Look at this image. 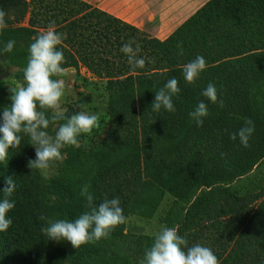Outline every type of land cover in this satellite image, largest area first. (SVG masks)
I'll list each match as a JSON object with an SVG mask.
<instances>
[{
  "label": "trees",
  "instance_id": "trees-1",
  "mask_svg": "<svg viewBox=\"0 0 264 264\" xmlns=\"http://www.w3.org/2000/svg\"><path fill=\"white\" fill-rule=\"evenodd\" d=\"M0 9L8 24L0 50L16 41L11 53L0 51L2 59L25 68L33 38L54 22L65 36L58 46L66 58L62 67L84 66L105 79L109 96L105 134L93 151L69 147L65 177L46 181L28 167L35 149L27 136L20 148L8 149V160L0 162V190L6 177L14 179L15 207L7 214L12 225L0 232V264H92L103 257L139 264L155 236H138L125 256L115 250L124 224L110 238L78 249L41 233L42 214L74 220L86 211L80 195L85 183L96 204L119 197L125 217H151L168 193L172 202L162 221L178 227L189 246L211 248L220 264H264V173L232 185L264 163V0H208L164 39L86 0H0ZM131 39L146 58L143 69H132L120 51ZM198 55L206 70L188 84L183 66ZM173 77L181 89L173 97L177 111L153 112L155 92ZM209 83L223 108L201 94ZM201 101L209 115L197 127L188 113ZM245 117L255 123L248 148L230 139ZM60 194L67 204L53 202Z\"/></svg>",
  "mask_w": 264,
  "mask_h": 264
},
{
  "label": "clouds",
  "instance_id": "clouds-1",
  "mask_svg": "<svg viewBox=\"0 0 264 264\" xmlns=\"http://www.w3.org/2000/svg\"><path fill=\"white\" fill-rule=\"evenodd\" d=\"M7 13L0 9V33L8 27ZM65 39L63 33L56 31L54 22H50L47 30L41 31L30 43L26 67L23 69L24 84L10 88V105L3 108L0 125V162L8 160V149L20 148L22 136L29 138L30 145L35 149V159L28 161V167L47 175L57 163H62L66 146H77L81 134H90L99 127V116L84 111H77L70 117H65L61 108V99L64 96L65 83L61 76L66 63L64 52L58 46ZM16 44L15 40H8L3 47V53H11ZM179 47V45H178ZM120 51L127 57L132 69H143L146 58L140 57V44L131 39L125 42ZM182 53V49H181ZM207 62L203 56L183 66V76L188 84H195ZM181 89L176 78H170L154 94L151 103L153 112L164 110L174 114L173 97H178ZM211 103L223 108V99H218L217 88L209 83L201 93ZM45 110H51V117H47ZM197 127H202L204 118L209 115L208 106L203 101L188 113ZM243 126L236 132L230 133V139H239L242 147H250L249 141L255 131V123L251 118H242ZM65 120L58 125L55 135L47 131L50 124ZM227 131V130H226ZM223 156V154H221ZM5 187L0 190L4 198L0 200V232H6L13 221L8 212L15 207L11 200L16 184L12 177L5 178ZM90 184L81 187L80 195L85 198V208L81 215L74 220L50 219L40 215L39 220L46 222L40 228L48 239L56 242L67 241L72 248L78 249L83 245L94 244L102 239L110 238L116 227L126 222L119 197L105 199L96 204L94 196L89 192ZM139 264H220L211 248L199 243L189 246L186 238L178 234V227L161 225L155 234L154 242Z\"/></svg>",
  "mask_w": 264,
  "mask_h": 264
},
{
  "label": "rangeland",
  "instance_id": "rangeland-1",
  "mask_svg": "<svg viewBox=\"0 0 264 264\" xmlns=\"http://www.w3.org/2000/svg\"><path fill=\"white\" fill-rule=\"evenodd\" d=\"M86 1L97 6L99 2H103V7L106 3V0ZM140 30L144 31L142 29ZM23 69L24 68L17 65L10 64L9 62L5 61V59L0 57V116H2L3 108L9 106L11 103L9 99L11 95L10 88H15L18 85L25 83L23 79ZM64 69L65 72L56 79H62L65 83L64 96L61 99V108L65 112V117H70L77 111H84L89 114H97L99 116V127L93 129L90 134H81L79 138V144L77 145L79 151H93L96 149L107 130V120L109 117V96L105 87V79L93 75L82 65H80L77 69L73 67H67ZM45 114L50 118L53 113L51 110H45ZM64 122L65 120H61L50 124L49 128L47 129L48 133L54 136L58 125ZM69 147L70 146H66L64 149H62V152L65 154V159L63 162H58L57 165L52 170H50L47 175H43L37 170L46 181L65 177L66 172L64 166H66L65 163L67 160ZM263 173L264 163H260L253 168L249 176H244L240 179H237L232 183V185L241 186L244 184L246 177L259 178ZM56 196L58 198H53V202L55 203L65 205L69 201L67 197L62 196L61 194ZM171 202L172 197L166 193L163 196L157 210L151 217L147 218L134 213L129 214L126 217V222L124 223L123 236L115 243V250H118L123 255L128 256L133 247V240L138 236H155V234L160 230L161 225L166 226V223L162 221V217L169 208ZM53 219H61V217L56 216L53 217ZM66 263L67 259H63L61 263L54 262L53 264ZM92 264L121 263L119 261L114 262L108 257H103L95 258L92 261Z\"/></svg>",
  "mask_w": 264,
  "mask_h": 264
},
{
  "label": "crops",
  "instance_id": "crops-1",
  "mask_svg": "<svg viewBox=\"0 0 264 264\" xmlns=\"http://www.w3.org/2000/svg\"><path fill=\"white\" fill-rule=\"evenodd\" d=\"M206 1L106 0L104 7L103 2H99L98 7L152 37L164 39Z\"/></svg>",
  "mask_w": 264,
  "mask_h": 264
}]
</instances>
